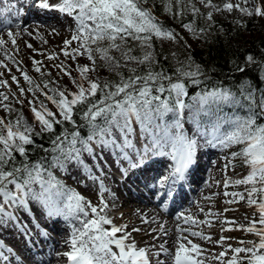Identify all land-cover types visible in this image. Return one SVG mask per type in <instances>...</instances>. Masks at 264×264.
<instances>
[{
    "label": "snow or ice",
    "instance_id": "6c2138e0",
    "mask_svg": "<svg viewBox=\"0 0 264 264\" xmlns=\"http://www.w3.org/2000/svg\"><path fill=\"white\" fill-rule=\"evenodd\" d=\"M150 2L155 3V0H40V8L56 10L75 22L71 38L64 41V57L76 61L78 56H86L91 66L77 64L78 78H74L68 65L63 62L53 65L69 78L75 91L60 87L57 80L36 83L19 66L17 71L28 85L27 89L20 87L19 80L12 75L19 96L11 93L7 80L0 79V88L7 89L17 104L24 103L22 98L26 92L31 94L28 105L39 124L37 132L35 125L29 124L22 113L15 119L0 117V228L10 226L30 235L24 217L28 216L30 222L35 219L37 211L49 220L63 217L75 221L70 238L65 241L69 250L60 254L66 258L67 264H153V258H156L155 264H206L204 249L184 233L207 241L212 238L193 231L191 227L177 226L174 251L166 246V240L158 246L138 247L133 233L143 229L133 227L129 231L128 224L114 223L104 195L109 189L99 176L92 174V166L84 159L85 154L91 157L103 174L99 164L105 151L117 162H126L129 169L147 167L153 157L167 156L173 167L167 177L157 181L163 188L167 181L175 183L183 178L195 163L199 140L204 138L206 143L224 149L242 146L231 156L240 159L249 169L247 175L234 181L236 185L246 186V196L245 193L227 191L224 195L233 197L227 201L229 204L246 200L248 206H255L258 213V220L253 218L247 227L239 225L235 229H225L254 234L258 241H238L249 247L233 248L229 244L213 259L219 264H264V123L258 122L259 117L264 116V90H260L257 97L258 89L250 85L243 87L239 95L228 88L213 87L189 96L187 82L199 85V77L204 73L191 58L179 62L180 66L171 75L162 66L158 67L152 51L153 40L175 41L178 34L158 21L151 8L145 6ZM160 3L168 15L180 17L185 11H191L193 15L200 13L192 0H160ZM199 3L214 11L231 12L235 7L247 15L254 12L256 16H264L259 5L250 11L239 4L233 5L230 0L222 8L212 0H199ZM174 7L180 10L174 12ZM212 19L213 13L209 11L207 20ZM182 26L196 35L193 24ZM19 34L8 31L7 40L0 37V51L9 41L15 48ZM73 42L76 47L69 51ZM26 46L32 48L31 44ZM136 47L139 54H134ZM114 52L119 55H113ZM97 57L110 71L116 72L118 80L101 82L90 78L89 73L96 70ZM5 58L13 60L7 52ZM47 59L58 57L49 54ZM13 62L19 65V62ZM42 63L33 59V70L41 76H50L51 73L42 72ZM246 63H255L254 57L247 56ZM0 68L8 69V65L0 62ZM121 68L127 70V76L119 71ZM238 70L244 71L243 68ZM2 76L3 72H0ZM8 93L0 91V109L10 115L17 110L11 106ZM46 102H50L56 111L49 109ZM225 106L231 109V113L224 110ZM237 109L246 110V115H240ZM77 113H80L81 123L74 119ZM66 123L71 125V130L64 127ZM186 124L190 128H186ZM56 125L62 127L58 134ZM82 128L87 129L86 137L81 135ZM42 133L52 134L50 147L43 149L52 154L47 164L43 159L30 162L27 149V146L34 145L33 136ZM72 164L88 179L99 183L97 204L69 188L51 171L57 168L67 172ZM122 172L127 174L126 169ZM231 183L226 179L224 187L228 188ZM161 195L167 197L170 192ZM177 220L193 226L203 223L183 213L177 216ZM142 222L150 223L144 216ZM208 225L211 226V222ZM35 227L39 228V223ZM156 231L167 235L163 225L159 230L152 229L149 234ZM152 239L155 241L160 236L153 235ZM226 239L221 237L215 243L222 245ZM0 249H5L3 241H0ZM6 251L14 254L12 248ZM229 251L232 255L225 260ZM0 258L7 259L3 252H0ZM17 262L23 264L22 258L17 256Z\"/></svg>",
    "mask_w": 264,
    "mask_h": 264
},
{
    "label": "rangeland",
    "instance_id": "374dc122",
    "mask_svg": "<svg viewBox=\"0 0 264 264\" xmlns=\"http://www.w3.org/2000/svg\"><path fill=\"white\" fill-rule=\"evenodd\" d=\"M225 2H227V0H215L213 3L222 8V6ZM230 2L233 5L239 4L241 8H248L250 11L254 10V8L257 5H259L262 8V10H264V0H247V3H245L244 0H230ZM198 4L201 5L200 3H198ZM202 6H204V5H202ZM211 10H213V9H211ZM222 12H223V15H225L227 17H230L231 13H233V12H235L237 14H243L241 11H239L235 7L233 8V10L231 12L226 11V10H222ZM260 17L262 19H264V16H260ZM173 32L178 34V38L175 41L159 40L162 45L170 48L171 50H177V47H178V44L176 43L177 40H179V39L184 40L186 42V44L190 42V40H191L190 32L187 29H185L184 27H182L176 31L174 30ZM16 40H17V44H16L15 48L11 45V42H8L5 45V49H4L7 53H9L8 55H10L14 58L13 60H7L6 59L4 62L5 64L8 65V69H11V72H9L8 69L0 68V72H3V76L0 77V79L8 81V84L11 88V93H15L16 96H19V89H18L17 85L12 82V79H11L12 75H15L17 77V79L19 80V82H20L19 86L20 87H23L25 89L28 88V85L23 80V76L21 75V72L17 71V66H19V65H20L19 67L22 68L23 71L26 72L30 77H32L36 83H41L42 81L57 80L60 87L67 88L69 90L71 89V91L76 90L75 87H73L74 85L71 83V81L69 80V78L67 76H64L63 74L59 73L58 69L53 67V65L59 64L61 62L68 65L70 70L72 71V76L74 78H78V73L75 71L77 64H79L81 66L82 65L91 66V62L87 60L86 56H78L76 61H73L70 57L65 58L63 55V52H62V49L64 47V42H62L61 45H59L57 43L54 47L49 46L48 50H43L41 52L37 51L38 53L35 52L32 54V53L25 52L24 50L20 49L22 47V44H21L18 36H16ZM74 47H76V42H73V44L69 48V51H71V48H74ZM48 53L49 54H55L58 57V59H54V60L47 59V56L49 55ZM113 55L118 56L119 54L114 52ZM33 59L38 60V61H42L43 62L42 63V72L51 73V75L50 76H48V75L41 76L40 73L35 72L33 70V65H32ZM13 61L19 62V65H17V63H14ZM109 71L110 70L104 66V61L100 60L99 57H97L96 58V70L94 72H90L89 76L91 79H99L102 82L104 77L107 75V72H109ZM50 86H53V85H50ZM68 86H70V87H68ZM0 91L8 93L7 89L0 88ZM11 93H8L10 101H12L11 106L13 108H15L17 111H15L9 115L8 113H6L2 109H0V117H7L9 119H15V117L18 114L22 113L23 117L26 119V121L29 124L35 125V128L37 129L39 127V124H38V122H36L34 120V117L31 113L29 105H28V100L32 99L31 94H29L27 92L25 93V97L22 98V99H24V103L21 105V104H17L14 102V100L12 99ZM40 99L43 100L44 99L43 96H41ZM46 103H47V106L49 109L52 110V108H55L50 102H46ZM238 113L240 115H246V113H240V112H238ZM186 128H190V125L186 124ZM199 142H200L199 147H198L200 149L199 159L202 157L203 152H206V151L210 152L211 148H213V151L210 152L209 160L207 161L206 166H205L206 174H207V172H209V173H212V175L207 176V182H206L207 188H205L203 190V192L199 193L200 196L197 200V205H196L197 208L195 207L196 208L195 210H196V213L199 212V214H197V215H200L201 209H203L204 210L203 212H206L207 215H209L211 210H216V213L213 215H209L207 217H203V218L196 217V214L195 215L189 214L193 218H195L196 220H199V221L202 220L201 222H204V224L202 225L204 227H202L200 229H197V227H195V226L192 227V225H190V226H191L192 230L203 232L204 235L208 234L207 231H209L210 229L218 231V233L214 234L213 236H210L212 238L211 241L205 240L206 242H203V244L200 241L201 239L198 237L196 238V237H192L190 235L188 236L187 232H185L184 235L188 236V239H190L191 241H192V239L196 240L198 245H200V247L202 249L204 248V257H207L206 264H219V261L213 259V257L217 256L221 251H224L229 244L233 248L241 247V246L249 247L250 245H248V244L241 245L238 243V241H241V240L258 241V237H256L254 234L246 233L242 230H232V231L225 230L228 228L235 229L239 225H244L245 227H247L249 224V221L252 220L253 218L258 220V213L256 212L255 206H252V207L248 206V204L246 203V200L239 201L237 203L229 204V203H227V201L233 199V197L224 195V193L227 191L229 193H233V192L245 193V196H246V191H245L246 186H244V185H238V186L232 185V186H229L228 188L224 187V182H225L224 179L227 178L228 176L233 175V174H239L238 179H242L245 175H247V173L249 171V169L247 167L243 169L241 166H236L235 165L236 163H234V162L239 160V159H233L231 156V153L234 152V150H239V148L242 146L233 145L231 148L224 149L221 147L213 146L211 144H208V147L203 145L202 143L206 142L204 138H200ZM96 150H97V152L100 151V149H96ZM165 157L167 159H169L167 156H165ZM165 157L163 156L164 159H165ZM86 162L90 166H92V174L95 176H99L100 179L103 180V183L107 189H109V186L111 185L110 184L112 181L111 176H115L117 178V179L115 178L117 183L121 182L120 179H124V177L119 174L120 173L119 169L121 168V166H120L121 162L120 161L117 162L116 158L110 156L107 151L104 152L103 159L100 160V164H99V167L103 169V174H101L100 171L97 169V167L94 165V162L92 161L91 157H88L86 159ZM226 164L228 165L227 168H225ZM52 172H53V175H55L58 179L63 181L69 188L75 189L81 195H83L86 199L90 200L93 204L98 203V197H97L98 193H99V183L98 182H94L93 180L88 179L87 176L82 174V173H80V175L78 174V176H74L73 178H70L65 174L64 171H61L57 168H53ZM202 174H203V172H202ZM238 179H236V180H238ZM129 185L132 186L133 184L130 183ZM191 188L192 187H190V185H187L185 187L187 195H190V191H192ZM117 189L120 190L121 193H118L116 190H113L114 193H112V194H114V196L116 197V200L119 204V209L117 207V208L113 209L112 211H110V213H109L110 216H113L115 214H119L125 210V208L122 205V202L124 201V199H126V196L128 195V193L126 191L125 192L122 191L121 185ZM134 191H137V190L135 189ZM110 192L111 191L109 190L108 194L107 193L104 194L106 196L105 199L108 202H109V199L111 197ZM109 194H110V196H109ZM153 194L156 195V197H157V193H153ZM206 198H207V200H206ZM192 200L188 205L186 204L183 208H181L177 212L174 211L176 217L173 214L174 212H172L171 214L168 213L167 218H169L168 219L169 221H166L164 223L166 213L162 215V218H158L159 223H157L156 225L158 227L160 225H163L166 232L169 230L170 233H172L171 235L173 236V241H174V239H176V236H177L176 228L178 225H180V227H182V228H189L190 226H189V224L185 225L183 220H181L180 222H179V220H177V222L174 223L170 219L173 220L174 218H177V216H179L181 213L188 215L190 208H192V204H194V202L192 203ZM140 203H141V205H145L146 207L148 205H150L149 203H148V205H146L145 203H143L141 201H140ZM203 203H204V206H203ZM163 205H164V203L162 204V206ZM156 207H158L160 210H162V207H160L159 205H157ZM141 209H143V208L141 207ZM185 210H186V212H185ZM13 211H15V210H13ZM254 214H255V216H254ZM130 217H133V218H130ZM130 217L128 218L127 221L117 220L114 223H116L117 225H120V224H125L129 221L130 222L132 221L131 222L132 226L129 228V231H131V229L133 227L138 228L139 226L135 223V222H137V220H135L133 215ZM221 217L234 218V219L238 220V223L228 224V223H222L221 221L217 222V223H215V222L212 223V221L210 219H207V218H211V219L214 218L215 219V218H221ZM25 219L27 220L26 217H24V221H26ZM205 219H207V220H205ZM149 220L156 221V218H153V216H152V219H150V217H149ZM161 221H163V222H161ZM205 222H207V223H205ZM208 222L212 223V225L210 227H208L209 226ZM257 226L259 227V225H257ZM154 228H155L154 225H150L151 230ZM15 231L13 232V234L17 233V231L16 232ZM141 234L142 233H139V232L133 233V236L135 237V241H136L138 247H146L147 245L150 246V245H153L155 243H156L155 245L158 246L160 244V242H162L166 239V238H164L162 241L154 242L153 244H147V242L141 238ZM221 237L227 238L224 241V243L222 245L215 243L216 241H219L221 239ZM69 238L70 237H68V239ZM0 240L3 241L4 244H8L6 242V240L5 241L2 240L1 237H0ZM9 247L14 249V247H12L11 245H9ZM65 248H67V247L60 246V248L58 247L57 249H54L52 257L58 258L59 256H61L60 255L61 253L68 251ZM0 252L5 253V251L3 249H0ZM231 255H232V253L230 251L227 252L224 259L225 260L230 259ZM243 255L244 254L241 253V256H243ZM160 259H163V257H160ZM58 262H59L58 259H51L47 263L48 264H51V263L57 264Z\"/></svg>",
    "mask_w": 264,
    "mask_h": 264
},
{
    "label": "bare ground",
    "instance_id": "6f19581e",
    "mask_svg": "<svg viewBox=\"0 0 264 264\" xmlns=\"http://www.w3.org/2000/svg\"><path fill=\"white\" fill-rule=\"evenodd\" d=\"M7 1H8L7 4H1L0 5V37L7 40V32L8 31H12L14 34L19 32L20 34L18 35V38L22 44V47L21 48L19 47V48L24 50L25 52H29V53L33 54L37 51L41 52L43 50H48L49 46L54 47L57 43L59 45H61L62 42H64L65 40H67L71 37L73 30L76 27L75 22L73 21L72 18L67 17L64 14H61L56 10L42 9L38 6L39 2H36L35 5H33L32 0H7ZM10 3H13V6H11ZM19 9H21L22 11L24 9H26L25 14L15 13V10H19ZM5 16H9V19L7 21H5ZM27 44H31L32 48L31 49L28 48L26 46ZM5 52H6L5 50L0 51V62H3V63L5 62V60H6ZM199 144H200V142H199ZM202 144L208 147V143L205 142ZM212 151H213V148H211L210 152H212ZM210 152L209 151L203 152L202 157L199 159L200 149L198 148L197 152H196L195 163L192 166H190V168L185 172L183 178L176 181L175 183H172L171 181L166 182L165 187L163 189L164 190L166 189V190H168V192H170V195L167 196L166 200L164 199V197H162L161 194H160V196L158 195L159 197H156V195L153 194V192L155 191L153 189L155 187L153 188L152 185H153V183H156L160 178L168 176L169 172L167 171V168H165V167H167V160H169V159H167L166 157L164 159L163 156L153 157L152 161L149 163V165L147 167H140V173H138V174L134 172L135 169H129L126 162H125V164H121L120 165L121 168L119 169V172H120L119 174L124 177V180H122V181L120 180L121 182L117 183V181H116L117 178L115 176H111L112 181L110 183L111 185L109 186V190L111 191L110 192L111 197H110L109 202H108L110 209H111L110 211H112L113 209H115L117 207L119 209V204L116 200V197L114 196V194H112V193H114L113 190H116L118 193H121L120 190L117 189L121 185L122 191H124V192L126 191L128 193V195L126 196V199L123 198L124 201L122 202V205L125 208V210L119 214H115V215L111 216V217H113L114 222L117 220L127 221L128 218L133 215L135 220H137V222H135V223L141 229H143L139 233H142L141 238L143 240H145L147 242V244H153L154 242L162 241L164 238H166L165 239L167 241L166 246L169 247L170 249L174 250L173 236L171 235L172 233H170L169 230L167 231L168 232L167 235H162L159 231H156L154 233L149 234L151 232L150 225H154L155 226L154 229H157V230H159V228L161 226L160 225L158 227L156 224L159 223L158 218H162L163 212H162V210H160L156 206H157V204L158 205L162 204L163 200L167 201V199H168L170 202L169 203V207H170L169 212H174V211L177 212L179 210V209H177V207L184 205V201L189 197V195L186 194L185 187L187 185H190V187H192V183H194L193 187L194 186H196V187H194L193 191H190V192H192V196H190L188 198V200H190V201L193 199L194 201L192 200V203L194 202V204H192V208H190L188 215L189 214H194V215L196 214V217H198V218H203V217L209 216L206 214V212H203L204 211L203 209L200 212V215H197V214H199V212L196 213L195 209L197 208L196 205H197V200L200 196L199 193L203 192V190L205 188H207V183H206L207 182V176L212 175V173L207 172V174H206V172H205V166H206L207 161L209 160ZM88 157L89 156L87 154H85L84 159L86 160ZM122 162L124 163V161H122ZM122 169L127 170L126 175L123 174ZM202 172H203V174H202ZM80 173H81V171L74 164L69 165L68 171L65 172V174L70 178H73L74 176H78V174L80 175ZM125 180H127V182ZM130 183L133 185L130 186L129 185ZM135 189L137 191H134ZM110 194H109V196H110ZM206 200H207V198H206ZM140 201L145 203L146 205H148V203L150 205H148L146 207L145 205H141ZM204 203H203V206H204ZM141 207L144 210L141 209ZM34 208H35V206H34ZM110 211H109V213H110ZM175 212L173 213L174 216H175ZM185 212H186V210H185ZM210 213L215 214L216 210H211ZM142 216L147 217L148 219H149V217H150V219H152V216H153V218H156V221L149 220L150 223L145 224L142 222ZM25 217L27 218V220L26 219L25 220L29 222V217L28 216H25ZM167 217L168 216L166 214L165 219L163 218L164 223L166 221H169L168 220L169 218H167ZM35 218L37 221L40 222V224H42L47 229H49L50 233H49V231H45V230L41 231V229H39V228L37 229L35 227V224L33 222H31L33 220H31L30 221V229L33 230V236L31 235V236H28L27 238L23 239L24 235L21 232L17 231L16 234H13L15 229L11 228L10 226H5L3 228H0V237L2 238V240H4V241L6 240V242L9 245H11L12 247L15 248L16 255L19 256L20 258H22L23 264H37L36 262H40L41 264H45L46 262L50 261L51 259H58L59 262L57 264H65V262L67 260L62 255L59 256L58 258L51 257L50 253H51L52 248L54 247L53 245H51V243L56 242L55 240H53L52 236L57 237L58 242L56 245H58L59 248H60V246H64V247H67V250H69L68 246L65 244V241L68 240V237H70V234L72 231V226L76 222L73 220H65L63 217H56V218L49 220L45 217H42L40 215L39 211L36 212ZM130 218H133V217H130ZM207 219H210L212 221V223L213 222L217 223L220 221L222 223H225V221H234L235 223H238V220H236L234 218H230V217L229 218L221 217V218H215V219L214 218H212V219L207 218ZM207 219H205V220H207ZM170 220L173 221L174 223L177 222V218H174L173 220L170 219ZM180 221L181 220H179V222ZM197 221H199V220H197ZM131 222L129 221L125 224H128V226L130 228L132 226ZM161 222H163V221H161ZM205 223H207V222H205ZM212 223H211V225H212ZM31 224H32V226H31ZM203 224H204V222L199 223L198 225H195V227H197V229H200V228L204 227V226H202ZM40 227H42V226H40ZM192 227H193V225H192ZM208 227H210V226H208ZM42 229H43V227H42ZM55 231H57L58 235L55 233ZM207 232H208V234H206L207 236H213L214 234L218 233V231H215L213 229H210ZM51 234H52V236H51ZM13 235H15V236L13 237ZM153 235L160 236V239H157L154 241L152 239ZM200 241L202 244H203V242H206L205 240H202V239ZM192 242L198 245L196 240L192 239ZM8 244H6V245L9 246ZM147 246H149V245H147ZM198 246H200V245H198ZM48 252H49V255H48ZM14 256L15 255L11 256V257H13L11 262H13ZM155 259L156 258H153V264H155ZM3 261H4V259L0 258V264H2ZM13 264H18V262L16 261V263H13Z\"/></svg>",
    "mask_w": 264,
    "mask_h": 264
},
{
    "label": "trees",
    "instance_id": "16d2710c",
    "mask_svg": "<svg viewBox=\"0 0 264 264\" xmlns=\"http://www.w3.org/2000/svg\"><path fill=\"white\" fill-rule=\"evenodd\" d=\"M214 1L212 0V3ZM192 3L200 9V13L193 15L191 11H185L180 17L165 14L160 0L145 5L151 8L161 24L173 31L182 28L184 24H193L197 30L196 35L190 32L189 43L186 44L181 39L177 40V50H171L162 45L159 40L154 39L152 51L158 61V67L162 66L171 75L174 69L180 66L179 62L186 61L188 58H191L194 65H199L204 75L199 77L201 81L199 85L187 82L189 96L196 95L201 89L213 87L228 88L239 95L243 87L250 85L252 88L258 89L256 95L259 97L260 90H264V79H262L264 78V19L254 13L247 15L233 12L230 17H227L223 15L222 11H214L202 4L199 5V0H192ZM179 10L178 7L173 9L174 12ZM209 11L213 13L211 21L207 20ZM139 52V48L136 47L134 54H139ZM249 55L254 57L255 63H246V57ZM133 66L135 67V65ZM238 68H243L244 71L241 72ZM140 70L142 71V66ZM119 71L128 75L125 68H121ZM106 80H118L116 72H107L102 82ZM224 110L231 113L228 106H225ZM52 111L55 112L56 109L52 108ZM237 111L246 113L244 109H237ZM74 119L77 120V123H81L80 113H77ZM258 122L264 123V116L259 117ZM64 127L71 130V125L67 123ZM36 131H39V127ZM60 131H62V127L56 125V133L58 134ZM51 135L42 133L39 136H33L34 145L27 146L30 162L43 159L47 164L51 161L52 154L43 151L44 148L50 147ZM81 135L86 137V128L81 129ZM234 163L243 169L246 168L240 159Z\"/></svg>",
    "mask_w": 264,
    "mask_h": 264
}]
</instances>
